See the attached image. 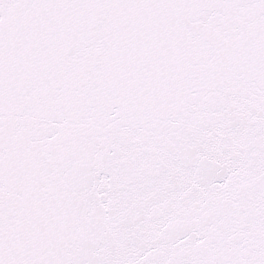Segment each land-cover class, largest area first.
<instances>
[{"label": "snow or ice", "instance_id": "snow-or-ice-1", "mask_svg": "<svg viewBox=\"0 0 264 264\" xmlns=\"http://www.w3.org/2000/svg\"><path fill=\"white\" fill-rule=\"evenodd\" d=\"M0 264H264V0H0Z\"/></svg>", "mask_w": 264, "mask_h": 264}]
</instances>
